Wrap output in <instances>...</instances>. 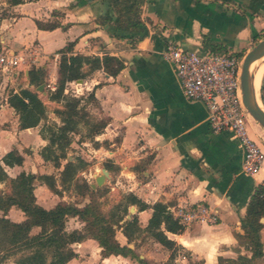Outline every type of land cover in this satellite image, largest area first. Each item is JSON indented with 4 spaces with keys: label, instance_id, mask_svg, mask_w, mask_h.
I'll list each match as a JSON object with an SVG mask.
<instances>
[{
    "label": "crops",
    "instance_id": "obj_1",
    "mask_svg": "<svg viewBox=\"0 0 264 264\" xmlns=\"http://www.w3.org/2000/svg\"><path fill=\"white\" fill-rule=\"evenodd\" d=\"M248 2L236 0L235 4L226 5L210 0H144L142 32L129 34L114 26H100L98 20L109 10L108 0H36L16 6L9 0H0V46L14 53L36 51L40 57L34 68L42 67L48 73L46 93H39L41 99L46 97V126L61 123L55 111L63 109L64 104L50 99L58 82L61 50L74 43V55H111L124 61L125 67L116 77L98 70L69 83L65 90V94L84 99L93 120L108 123L94 139L81 141V135H75L72 148L78 145L80 152L76 156L89 164L78 177L83 180V176L91 186L102 169L110 168V178L98 188L109 189L102 198L106 213L129 195L131 201L138 199L150 206L166 204L174 217L180 209L198 203L215 211L220 217L217 225L195 223L181 234L168 233L178 246L174 264H219L220 257L252 260V253L240 244L239 235L244 234L241 221L250 200L264 182V168L254 177L242 172L243 151L239 143L227 132L211 131L206 107L185 98L174 66L164 57L172 46L200 53L237 54L257 36L259 21H264L243 13L241 6ZM38 22L59 26L45 30L39 28ZM21 89L37 92L30 86L28 69L14 74L11 81L0 76V160L17 149L25 162L23 166L6 167L10 177L16 178L23 171L54 174L39 172L40 162L55 170L40 155L48 145L42 137L41 124L21 130L19 116L8 103L10 93ZM91 94L95 96L93 101L88 100ZM248 128L252 139L264 150V134L252 121ZM72 148L70 159L75 156ZM27 151L39 157L28 158ZM26 164L30 170L24 167ZM39 193L46 197V204ZM35 195L38 204L46 209L61 201L78 202L83 207L91 200L90 196L76 197L72 192L60 197L40 182L36 183ZM134 207L145 230L153 210ZM8 218L22 222L25 215L13 207ZM68 224V230L84 227L77 218ZM116 239L122 246L128 244L121 230ZM261 239L264 249V228ZM132 244V249H137L140 259L148 264L166 262L172 254L146 232ZM73 248L78 257L69 264H89L93 256L97 264H140L131 257L103 258L99 243L90 238Z\"/></svg>",
    "mask_w": 264,
    "mask_h": 264
},
{
    "label": "trees",
    "instance_id": "obj_2",
    "mask_svg": "<svg viewBox=\"0 0 264 264\" xmlns=\"http://www.w3.org/2000/svg\"><path fill=\"white\" fill-rule=\"evenodd\" d=\"M34 1L36 0H9V3L16 6ZM108 1L109 10L98 20L101 27L114 26L116 30L129 34L142 32L141 6L144 0ZM210 1L226 5L236 3V0ZM241 8L245 15L252 18L262 16L264 0H249L248 4L242 5ZM38 26L41 29L53 30L59 25L38 22ZM74 46V43H70L60 51L58 82L56 90L50 94L52 101L64 104L63 109L55 111L61 123L45 125L42 133L48 145L42 148L40 155L45 162L51 163L58 173L36 175L23 171L16 178H12L6 167L23 166L25 157L15 149L0 160V212L3 213L0 216V264H6L13 257L17 258L16 264H69L78 257L73 246L88 238L99 243L103 258L112 255L131 257L137 259L140 264H148L146 260L140 259L136 249L129 247L145 232L172 252L170 261L173 262L178 253V246L168 237V233L181 234L185 228L171 213L168 205L156 203L150 206L138 199L131 201L129 195L106 213L103 209V189L94 191L86 180H80L78 177L88 169L89 164L81 157L69 158L75 135H81V141L94 139L103 132L108 123L106 120H93L83 104L82 97L65 94L67 85L85 79L98 70L116 77L125 67L121 58L111 55H105L103 58L74 55ZM47 74L42 67L30 69V86L38 88L45 84ZM88 100H95L94 94H91ZM8 103L19 116L21 130L36 128L48 119L46 105L36 91L21 89L19 93H10ZM106 168L110 169L108 166ZM37 182L46 185L60 197L64 192H72L76 197L90 196L91 200L83 207H79L78 202L61 201L54 208L46 209L38 204L35 195ZM1 185H5L6 189H2ZM131 206H137L140 211L153 210L145 230L141 228L137 214L133 215L131 220H126ZM13 207L24 213V221L14 222L8 218ZM72 218H77L84 224L83 230H68L67 225ZM263 218L264 187L260 186L252 196L247 214L241 221L244 234L239 235L240 244L252 253V260L247 262L220 257L219 264H264L261 239ZM37 228L40 232L33 234ZM120 230L128 240L127 245L122 246L116 239L117 231Z\"/></svg>",
    "mask_w": 264,
    "mask_h": 264
},
{
    "label": "built area",
    "instance_id": "obj_3",
    "mask_svg": "<svg viewBox=\"0 0 264 264\" xmlns=\"http://www.w3.org/2000/svg\"><path fill=\"white\" fill-rule=\"evenodd\" d=\"M39 57L30 49L14 53L0 46V76L11 81L14 74L37 67ZM164 57L174 66L185 98L206 107L211 131L227 132L239 143L242 172L251 177L258 175L264 168V150L249 133L250 116L241 91V57L233 52L200 53L178 46L170 47ZM175 218L184 228L195 223L217 225L220 221L205 203L184 207Z\"/></svg>",
    "mask_w": 264,
    "mask_h": 264
},
{
    "label": "water",
    "instance_id": "obj_4",
    "mask_svg": "<svg viewBox=\"0 0 264 264\" xmlns=\"http://www.w3.org/2000/svg\"><path fill=\"white\" fill-rule=\"evenodd\" d=\"M263 56L264 39L261 40L251 51H249L243 59L241 70V91L243 104L247 113L264 130V109L257 102L254 87V76L251 73V66ZM45 88L46 84H43L37 88V92L44 93ZM109 178L110 174L108 170L105 168L102 169V174L96 176V182L91 185V188L96 190L103 187ZM136 213V208L132 206L129 210V215L127 216L126 220H131L132 216ZM261 222L264 223V219H262ZM130 248H134V245L131 244Z\"/></svg>",
    "mask_w": 264,
    "mask_h": 264
},
{
    "label": "rangeland",
    "instance_id": "obj_5",
    "mask_svg": "<svg viewBox=\"0 0 264 264\" xmlns=\"http://www.w3.org/2000/svg\"><path fill=\"white\" fill-rule=\"evenodd\" d=\"M259 17L264 19V15L259 16ZM259 23H260V26H259V31L257 32V36L253 37L252 40L249 42V44L245 48H243L242 50H239L240 52H237L239 57H241L242 61H243L244 57L246 56V54L249 52L248 50L251 51L261 40L264 39V21H259ZM262 23H263V25H262ZM262 85H263L262 86V99H263V102H264V78H263ZM44 93H46V91H44ZM40 94L43 95L42 93H40ZM42 99H43V101L45 102V105H46V97L45 98L42 97ZM251 121H252V119H251ZM45 125H46V122H42L41 125H40V129H44ZM71 152H72L71 153L72 155L74 153V155L76 156V154L78 152H80L79 146L78 145H74V148H72ZM27 154H28L27 155L28 158H35V157L38 158L39 157V156L32 155V153L30 151H27ZM24 167H27V169L30 170L29 164H26V166H24ZM38 167L40 169L39 170L40 173H46V171H52V172H54V174L58 173V171L54 170L52 167H49V166L46 167V164H43L42 162H40ZM99 173H101V171H99ZM81 179L85 180V178L83 176H81ZM4 189H6V187H4ZM102 189H103L102 192H105V196H106L108 194V192H109V189H107L106 187H104ZM39 197H40L42 203L46 204V197L42 196L41 193H39ZM103 202H105V201H103ZM103 209H104V206H103ZM67 226L70 227L71 225L68 224ZM39 232H40V229L37 228V229H34L33 234H37ZM136 252L139 254L137 249H136ZM16 259H17L16 257H13L6 264H16ZM89 264H97L95 256L92 257V262L89 263ZM149 264H155V263L152 261V262H149ZM160 264H174V263H172L170 261V259H169L168 261L160 263Z\"/></svg>",
    "mask_w": 264,
    "mask_h": 264
},
{
    "label": "bare ground",
    "instance_id": "obj_6",
    "mask_svg": "<svg viewBox=\"0 0 264 264\" xmlns=\"http://www.w3.org/2000/svg\"><path fill=\"white\" fill-rule=\"evenodd\" d=\"M251 73L254 76V87H255L257 102L264 109V102L262 99V83L264 78V56L251 66ZM251 119L253 125L257 128V130L262 134H264V130L255 122V120L252 117H250V121Z\"/></svg>",
    "mask_w": 264,
    "mask_h": 264
}]
</instances>
